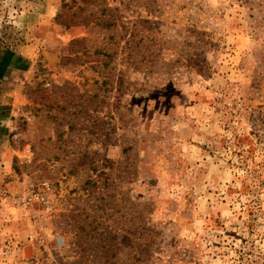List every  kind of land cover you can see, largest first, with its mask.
<instances>
[{"label":"rangeland","instance_id":"1","mask_svg":"<svg viewBox=\"0 0 264 264\" xmlns=\"http://www.w3.org/2000/svg\"><path fill=\"white\" fill-rule=\"evenodd\" d=\"M19 3L0 264H264V0Z\"/></svg>","mask_w":264,"mask_h":264},{"label":"crops","instance_id":"2","mask_svg":"<svg viewBox=\"0 0 264 264\" xmlns=\"http://www.w3.org/2000/svg\"><path fill=\"white\" fill-rule=\"evenodd\" d=\"M20 6L19 0H12V3L0 0V15L5 10L10 11L12 22L18 25L12 34H0V168L5 171L10 168L14 157V150L9 143L15 134L10 133L13 128L10 120L14 113L13 103L5 98L12 96L15 90L9 84L5 85V82L32 66L39 49H46L44 33L52 26L51 12L46 14V10L37 9L30 3L26 4V8L24 6L21 9ZM38 24L40 28L37 27Z\"/></svg>","mask_w":264,"mask_h":264},{"label":"built area","instance_id":"3","mask_svg":"<svg viewBox=\"0 0 264 264\" xmlns=\"http://www.w3.org/2000/svg\"><path fill=\"white\" fill-rule=\"evenodd\" d=\"M35 196H38L37 194H35Z\"/></svg>","mask_w":264,"mask_h":264}]
</instances>
